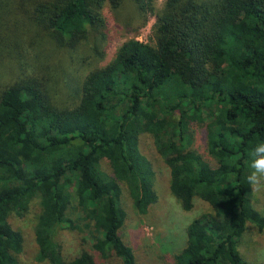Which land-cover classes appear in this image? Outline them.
I'll return each mask as SVG.
<instances>
[{"label":"trees","instance_id":"16d2710c","mask_svg":"<svg viewBox=\"0 0 264 264\" xmlns=\"http://www.w3.org/2000/svg\"><path fill=\"white\" fill-rule=\"evenodd\" d=\"M120 1H31L25 21L42 22L59 44L91 36L96 43L106 36L104 3L115 10ZM155 1L132 0L143 20L153 15V42H121L84 76L72 107L56 105L30 75L0 91V264H20L23 236L9 217L23 215L35 197L36 260L94 264L87 251L64 259L55 238L72 226L75 198L97 231L93 251L135 264L119 235L120 183L145 213L155 193L153 170L138 150L142 132L152 136L180 207L190 210L194 198L209 205L187 224L173 264H264L237 248L247 225L264 229L246 181L248 151L264 141V0H164L158 9ZM192 121L205 122L213 162L191 147Z\"/></svg>","mask_w":264,"mask_h":264},{"label":"rangeland","instance_id":"374dc122","mask_svg":"<svg viewBox=\"0 0 264 264\" xmlns=\"http://www.w3.org/2000/svg\"><path fill=\"white\" fill-rule=\"evenodd\" d=\"M37 0H7L0 14L3 26L0 38V91L12 82L30 75L40 82L59 106L72 107L79 98L84 76L93 68L104 65L112 57L117 46L128 38L152 43L154 17L138 15L132 0H121L112 10L105 2L103 14L107 21L105 38L94 43L92 36L75 45L58 43L43 23L39 26L25 21ZM164 0H156L160 8ZM13 22L14 24H12ZM28 24V26H24ZM6 39V42L4 41ZM95 48L97 51H95ZM207 121V120H206ZM191 147L206 161L213 162L205 149V122L192 121ZM138 150L149 161L153 170L152 188L155 200L140 214L134 210L124 183H120V206L124 217L119 235L134 255L135 264H173V255L185 243L187 224L200 213L209 210V205L194 198L190 210H183L168 188V169L156 152L149 133L138 135ZM103 168L106 164L101 163ZM254 207L264 213V190L252 191ZM40 211L38 199L31 200L27 211L21 216H10L11 225L22 233L20 264H49L35 258L33 226ZM72 223L69 228L59 229L55 238L61 254L68 260L82 251L91 254L94 264H121L114 255L99 256L92 249L97 235L92 221L85 217L78 201L73 198L67 211ZM240 255L251 263H264V229L257 232L247 225L237 244Z\"/></svg>","mask_w":264,"mask_h":264},{"label":"clouds","instance_id":"9594fccd","mask_svg":"<svg viewBox=\"0 0 264 264\" xmlns=\"http://www.w3.org/2000/svg\"><path fill=\"white\" fill-rule=\"evenodd\" d=\"M248 157L247 184L253 192H260L264 190V141L255 144L248 151Z\"/></svg>","mask_w":264,"mask_h":264}]
</instances>
